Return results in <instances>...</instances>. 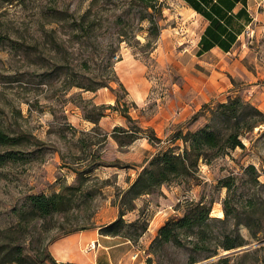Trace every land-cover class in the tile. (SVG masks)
Segmentation results:
<instances>
[{
  "label": "rangeland",
  "instance_id": "374dc122",
  "mask_svg": "<svg viewBox=\"0 0 264 264\" xmlns=\"http://www.w3.org/2000/svg\"><path fill=\"white\" fill-rule=\"evenodd\" d=\"M91 1L93 22L78 31L74 19ZM160 1L159 34L147 43V21H139L138 8L124 0H0V127L22 138L21 144L0 145V231L8 232L10 240L22 243L33 256L39 257L40 245L48 246L60 235L106 221L112 206L124 209L134 203L135 212L152 229L169 217L181 216L190 200L211 202L210 216H217L226 194L236 203L253 192L264 193V186L249 184L243 173L253 164L264 182V123L243 138L244 148L229 149L209 164L200 160L197 184L178 177L137 197L125 192L129 183L124 180H134L151 156L168 146L181 150L182 140L173 135L202 126L208 119L204 104L239 95L264 112V28L245 33L249 40L244 56L234 65L245 71L229 77L228 93L224 90L196 104L197 82L219 68L213 59L226 58L206 57L203 64L194 47L200 23L189 6L183 0ZM91 79L110 80L119 96L117 108L126 105L131 118L151 128L160 140L140 136L119 146L111 136L105 138L114 125L131 124L113 108L103 110L98 126L84 118L92 104H116L106 86L91 91L72 85ZM226 177L229 192L219 182ZM52 192L63 194L62 210L43 224L30 222L19 228L16 212L26 197ZM141 223L121 231L134 236ZM214 226L226 233L232 228ZM239 232L246 243L233 249H246L228 253L230 264H264V232L256 237L244 227ZM231 250L217 249L221 255ZM174 255L184 262L183 252Z\"/></svg>",
  "mask_w": 264,
  "mask_h": 264
},
{
  "label": "trees",
  "instance_id": "16d2710c",
  "mask_svg": "<svg viewBox=\"0 0 264 264\" xmlns=\"http://www.w3.org/2000/svg\"><path fill=\"white\" fill-rule=\"evenodd\" d=\"M124 1L138 8L137 19L139 21H147V43L156 38L160 30L159 20L162 19L161 1ZM183 1L209 20L198 41L199 48L196 54H201L214 45L228 48L230 43L226 44L221 37V35L225 37L228 34L225 25L231 27L232 21L240 17H243L246 22L251 20L246 13V0ZM238 1L242 3V7L233 13L232 8ZM92 4L93 1L78 18L74 19L76 30L85 31L87 24H92L93 21L90 19ZM239 32L240 30L237 28L235 33ZM235 36L229 34L228 39L233 42ZM108 66L111 67V63ZM110 71L113 75L112 69ZM113 80L117 82L120 88L122 87L114 75ZM109 81L91 79L87 83L76 81L72 85L91 91L106 86L115 94L116 89L109 85ZM115 96V105L92 104V112L85 113L84 118L98 126V120L103 115L104 109H118L120 114L125 117L126 123L131 125L127 127L115 125L109 134L105 132V138L108 135L111 136L119 146H128L140 136L147 137L149 141L160 140L151 128L145 129L138 125L135 119L131 118L126 105L117 108L119 96L117 94ZM203 108L208 113V119L202 126L193 131L178 130L173 135V139L180 138L182 140L183 147L181 150H176L177 147L175 146H168L151 156L147 165L137 173L135 179L129 184L126 193L131 192L134 197H137L143 193H149L153 186L178 177H181V180L186 184H197L200 160L209 164L212 159L224 154L229 149L244 148L243 138L251 133L255 127L264 123V112L239 95H228L225 102H218L216 105L204 104ZM147 129L150 132L145 135ZM21 141V136H10L0 127V145H16L21 144ZM2 159L3 156L0 155V163ZM243 173L249 176L247 179L249 184L264 186V182L259 181V173L253 164L246 165L243 168ZM189 180H194V183H190ZM229 180L230 177H226L219 181L220 186L226 187L227 192L230 189ZM221 204L222 216H210L211 202H205L200 198L197 201L190 200L181 216L167 218L157 228L156 234L147 248L148 256L145 264H230V255L218 254L217 249L221 247L224 250H229L246 243L243 235L239 232L240 227L246 228L250 237H256L257 233L264 232V193L253 192L236 203H231L229 194H226ZM63 206H65V200L61 192H52L49 195L44 193L30 194L26 197L23 208L16 212L17 224L20 226L19 228L30 222L41 221L43 224L47 217L62 210ZM133 209H135L134 203L124 209L119 206L117 217L103 225L100 232L121 235L133 241L137 240L147 228V219L140 215L138 218L126 222L122 217L123 214ZM139 221L142 222L140 231L134 233V236L121 231L123 227L137 226ZM216 223L231 226V231L221 232L220 227L214 226ZM83 228L85 227L79 229ZM10 237L8 232L0 231V264H75L57 262L47 250L46 245H40L39 257L33 256L22 243L12 241ZM170 248L175 250L170 252ZM180 252L185 254L183 263L176 260L174 255V253ZM166 261L168 263H165Z\"/></svg>",
  "mask_w": 264,
  "mask_h": 264
},
{
  "label": "crops",
  "instance_id": "0c3cea01",
  "mask_svg": "<svg viewBox=\"0 0 264 264\" xmlns=\"http://www.w3.org/2000/svg\"><path fill=\"white\" fill-rule=\"evenodd\" d=\"M262 1L264 0H246V13L251 19L249 22H246L243 17L235 18L232 21L233 25L230 27L220 20L222 24L225 25L226 31L228 32L225 37L221 35L223 38L222 41L226 44L230 43L228 48H221L218 45H214L201 54H198L203 64H207L205 61L206 57L210 58L214 57V55L225 57L226 60L223 59V61H221V59H213V65L219 68H214L211 76H204L197 82L194 87L197 92L194 97V102L196 104L204 100H209L210 96H219L224 90L228 93V89H230L232 85L229 81V77L241 75L242 70L245 71V67L243 66L240 67V70H235L234 65H237V62L244 56V46L247 42L246 40H249V37H247L248 35H245L246 32L248 33V29L254 32L255 30L259 31L261 28H264V3H262ZM240 7H242V3L240 1L236 2L235 6L232 8V12H236ZM189 9L192 11L195 19L200 23L199 31L194 41L196 53L199 48L198 41L205 27L208 25L209 20L191 7H189ZM224 11L226 10L224 9ZM227 13L229 14V11H227ZM252 24L254 27L250 28ZM237 28L240 32L236 34L235 31ZM229 34L236 35L233 42L228 39ZM132 180L133 177H130L129 180H124V184H130ZM117 214V206H112L110 209V216L106 221L94 223L92 226L60 235L48 244L47 250L57 262H72L75 264H145L146 257L148 256L147 248L160 225L151 229V223L147 220L146 230L135 241L121 235L101 233L100 228L113 221L117 217ZM139 216L140 213H136L135 209H133L124 213L122 217L128 222ZM90 241H95L96 246L94 249L86 251L85 246ZM134 254H136L135 257Z\"/></svg>",
  "mask_w": 264,
  "mask_h": 264
},
{
  "label": "built area",
  "instance_id": "2783aa9c",
  "mask_svg": "<svg viewBox=\"0 0 264 264\" xmlns=\"http://www.w3.org/2000/svg\"><path fill=\"white\" fill-rule=\"evenodd\" d=\"M96 246V242L95 241H90L89 243H87V245L85 246V250H91L94 249ZM136 256V254H134V257Z\"/></svg>",
  "mask_w": 264,
  "mask_h": 264
},
{
  "label": "water",
  "instance_id": "95a60500",
  "mask_svg": "<svg viewBox=\"0 0 264 264\" xmlns=\"http://www.w3.org/2000/svg\"><path fill=\"white\" fill-rule=\"evenodd\" d=\"M244 249H246V247H239L236 249H232L231 251L227 252L226 254L232 253V252H237V251L244 250ZM194 264H199V263H194Z\"/></svg>",
  "mask_w": 264,
  "mask_h": 264
},
{
  "label": "bare ground",
  "instance_id": "6f19581e",
  "mask_svg": "<svg viewBox=\"0 0 264 264\" xmlns=\"http://www.w3.org/2000/svg\"><path fill=\"white\" fill-rule=\"evenodd\" d=\"M216 215L217 216H222V210H219Z\"/></svg>",
  "mask_w": 264,
  "mask_h": 264
}]
</instances>
